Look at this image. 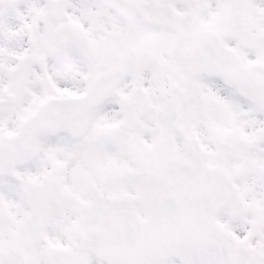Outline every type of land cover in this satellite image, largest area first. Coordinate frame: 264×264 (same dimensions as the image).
I'll return each mask as SVG.
<instances>
[{
    "label": "snow or ice",
    "instance_id": "1",
    "mask_svg": "<svg viewBox=\"0 0 264 264\" xmlns=\"http://www.w3.org/2000/svg\"><path fill=\"white\" fill-rule=\"evenodd\" d=\"M0 264H264V0H0Z\"/></svg>",
    "mask_w": 264,
    "mask_h": 264
}]
</instances>
